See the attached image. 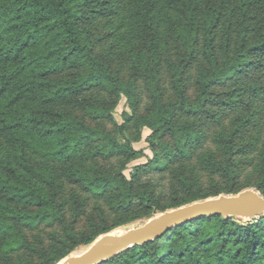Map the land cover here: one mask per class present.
Masks as SVG:
<instances>
[{
	"label": "trees",
	"instance_id": "1",
	"mask_svg": "<svg viewBox=\"0 0 264 264\" xmlns=\"http://www.w3.org/2000/svg\"><path fill=\"white\" fill-rule=\"evenodd\" d=\"M111 3L0 0V241L5 252H26L21 264H55L111 228L238 192L245 162L256 163L252 185L264 195V0H127L129 75L96 52L78 24L89 13L108 15ZM120 95L130 112L118 131L132 140L143 127L151 131L153 158L130 177L123 169L138 153L132 140L86 120L111 118ZM255 99L263 105L242 115ZM117 155L118 164L101 169ZM67 163L81 166L68 172L77 189L64 207L56 197ZM150 171L166 175L167 186L141 180ZM41 225L63 233L33 244L22 227ZM97 264H264V215L197 216Z\"/></svg>",
	"mask_w": 264,
	"mask_h": 264
},
{
	"label": "rangeland",
	"instance_id": "2",
	"mask_svg": "<svg viewBox=\"0 0 264 264\" xmlns=\"http://www.w3.org/2000/svg\"><path fill=\"white\" fill-rule=\"evenodd\" d=\"M111 1L114 3V8L112 12H108V15L97 12L89 13L88 16L84 15L82 18H80L78 20V24L86 32L87 31L89 32L91 36V41H93L92 43L94 44L95 47V51L102 56L106 55V57H108V59L112 61L111 65L114 69H117L118 71L120 70L124 75H129L132 71V64L130 61L129 53L133 47L132 46L133 41L132 38L129 35H127V30L130 29L127 0H111ZM161 37H163V35ZM143 48L145 49V46H143ZM165 85L168 88L167 83ZM101 92L102 95L108 97V93L105 90H101ZM140 96H141L140 103L145 104L146 96L141 89H140ZM261 105H263V101L255 99L252 105H249L247 106L246 109L241 110V114L246 116L252 111H257L259 107H261ZM68 108L74 110L73 107H71L70 105H68ZM125 112H130V108L127 105L125 96L120 95L119 97L116 98V102L115 104H113L111 108L110 111L111 118L107 117L101 119H91L89 117H86V120L92 123H96L100 126L104 125V127L107 130L110 129L113 130V135L115 136V138H117L118 141L123 142V140L125 139H131V140L134 139L133 135H130L128 133H121L117 129L118 125L121 124L124 120ZM150 132L151 131L148 127H143L141 129L140 137L137 140L131 141L133 148L137 150L138 153L136 155H133L126 162L123 171L127 177H130L135 165L145 163L153 158V152L150 149V146L147 141V136L149 135ZM244 136H243L244 138L243 137L241 138L242 141L248 138V136L246 135ZM4 147L7 149L9 153H12L10 147H8L7 145H4ZM119 160L120 157L118 155L107 158L101 162V166H102L101 169L110 168L112 165L118 164ZM34 161L35 163L38 161L36 157H34ZM255 164L256 163H252V162H245L241 164L242 168L240 169V173L238 176V183L239 185L244 186L242 189L245 188L255 189V187L252 185V183L256 181V177H257V174L254 169ZM76 165L81 166L80 164H76V163H74L73 166L68 163L65 166L61 165L63 178L65 180V191L60 192L59 195L56 197V200L61 204H63L64 207H67L64 205V197L65 200H69V193L73 189H77V186L74 183L70 182L71 175L68 173L69 171H71L70 168L75 167ZM82 167L94 168L93 170H97L96 167L89 165H84ZM33 177L34 178H31L32 180L37 181L38 183L41 182L39 178L35 176ZM148 177L156 181L158 185L162 188L166 187L168 184L166 175H162L157 171H150L146 175L145 174L140 175L141 180H145ZM41 185L45 191H48L49 187L47 185L45 184H41ZM228 194H232V193H228ZM0 200L5 201V197L3 195H0ZM90 203L91 204H89V209H91V207L94 208L95 202L91 200ZM8 204L18 209L30 208L29 203L23 201L22 202L13 201ZM66 212L70 217L71 212L68 208L66 209L65 213ZM159 212L161 211L155 213H159ZM146 219H142V220L140 219L128 225L126 224L122 226H117L109 229L106 232H122L129 227H133L141 224ZM246 220L249 219H242L239 221L242 222ZM22 231L33 244H38L40 241L47 244L51 243V239L54 235H56L58 239L60 238L59 237L60 233H63L60 225H54V226L41 225L36 229H29L26 227H22ZM88 245L89 244L86 245L83 243L76 245L73 248V250H71V252L67 255L78 254L83 250H85L88 247ZM1 246L2 243L0 241V264H21V262L27 257L26 252L23 250H14V251L5 252L4 250H1L2 249Z\"/></svg>",
	"mask_w": 264,
	"mask_h": 264
},
{
	"label": "water",
	"instance_id": "3",
	"mask_svg": "<svg viewBox=\"0 0 264 264\" xmlns=\"http://www.w3.org/2000/svg\"><path fill=\"white\" fill-rule=\"evenodd\" d=\"M213 214L238 220L264 215V195L254 188H245L236 193H220L169 208L122 232L102 233L82 252L66 255L55 264H97L128 247L153 240L173 226L197 216Z\"/></svg>",
	"mask_w": 264,
	"mask_h": 264
}]
</instances>
